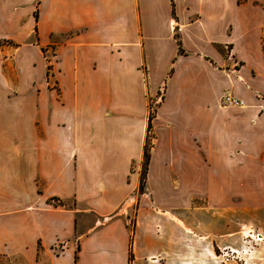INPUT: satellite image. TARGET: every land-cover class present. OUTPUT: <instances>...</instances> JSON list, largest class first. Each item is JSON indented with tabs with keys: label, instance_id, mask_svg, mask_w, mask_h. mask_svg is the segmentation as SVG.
<instances>
[{
	"label": "crops",
	"instance_id": "obj_1",
	"mask_svg": "<svg viewBox=\"0 0 264 264\" xmlns=\"http://www.w3.org/2000/svg\"><path fill=\"white\" fill-rule=\"evenodd\" d=\"M36 56L41 102L0 106L1 255L264 264V0H0V58Z\"/></svg>",
	"mask_w": 264,
	"mask_h": 264
},
{
	"label": "rangeland",
	"instance_id": "obj_2",
	"mask_svg": "<svg viewBox=\"0 0 264 264\" xmlns=\"http://www.w3.org/2000/svg\"><path fill=\"white\" fill-rule=\"evenodd\" d=\"M33 43L36 45L38 42L36 43L34 39ZM22 61L23 60H17L19 63ZM40 61L39 56L32 59V73L29 76L32 81L26 77L27 81L24 82L23 76L16 75L12 69V67L14 68V60L12 61V58H0V106H6V102H41L42 97L46 95L47 90L45 84H43ZM29 80L31 83H28ZM49 86L55 87L52 79H49ZM20 87H25L26 89H20ZM16 88H18V90ZM154 107V102H148L149 112H151ZM6 112H10V106ZM3 117L6 119L7 114L5 113ZM59 205L72 206V203L66 202L65 204L63 203ZM87 217L91 218L89 215ZM60 249L61 248L57 247L55 252H60ZM0 264H26V262L22 256L12 255V252L10 251L9 253L0 254Z\"/></svg>",
	"mask_w": 264,
	"mask_h": 264
},
{
	"label": "built area",
	"instance_id": "obj_3",
	"mask_svg": "<svg viewBox=\"0 0 264 264\" xmlns=\"http://www.w3.org/2000/svg\"><path fill=\"white\" fill-rule=\"evenodd\" d=\"M220 102L224 106L243 105L242 100L229 93H224L220 98ZM241 236H242V240L246 242L248 245H252L256 242H260L264 240V234L250 226L241 227ZM248 255H249V249L246 248L236 249L232 247H225L218 251V253L216 254V260L218 264H248L245 259V256L248 257Z\"/></svg>",
	"mask_w": 264,
	"mask_h": 264
},
{
	"label": "trees",
	"instance_id": "obj_4",
	"mask_svg": "<svg viewBox=\"0 0 264 264\" xmlns=\"http://www.w3.org/2000/svg\"><path fill=\"white\" fill-rule=\"evenodd\" d=\"M263 99H264V96H263ZM153 112H154V109L149 112V116H148V127H147V135H146V138H145V142H144V145H143V171L141 173V179H140V184H139V191H142V188H143V183H144V170L146 168V165H147V162H148V159H149V151H150V121H151V118L153 116ZM50 201L54 202V203H57V204H63V202L58 199V198H51Z\"/></svg>",
	"mask_w": 264,
	"mask_h": 264
}]
</instances>
